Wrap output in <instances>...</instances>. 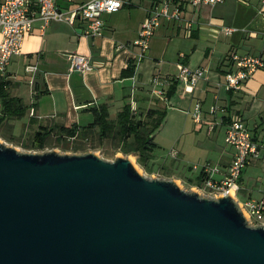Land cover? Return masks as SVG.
Here are the masks:
<instances>
[{
  "label": "crops",
  "instance_id": "0c3cea01",
  "mask_svg": "<svg viewBox=\"0 0 264 264\" xmlns=\"http://www.w3.org/2000/svg\"><path fill=\"white\" fill-rule=\"evenodd\" d=\"M85 1L56 0V6L67 10ZM121 1L118 10L102 13L104 24L98 35H85L84 22L50 21L45 27L39 19L33 22L21 53L12 56L0 75V137L6 140L18 130L35 131L39 125L86 124L92 120L89 108L101 104L107 105L111 117L125 104L142 113L156 108L165 113L157 129L170 120L178 130L177 147L168 156L172 161L164 160L174 168L180 157L198 161L188 166L189 170L197 166L194 175L179 166L181 170L175 171L194 178L208 165L213 167L211 178L220 181L233 157L225 131L238 116L257 143L258 156L242 169L236 196L240 201L260 198L264 193V67L256 69L239 89H227L225 75L235 68L229 59L232 53L264 57V0H222L197 6L190 0H173L169 9L179 5L181 19L162 18L141 58L134 41L153 3ZM74 53L86 55L90 68L70 71ZM178 63L203 68L202 78L194 86L178 79ZM154 77L158 81L152 83ZM154 88L162 89L166 97H158ZM17 98L24 106L20 116L14 112ZM196 103L201 105L199 122L190 114ZM191 148L198 157L189 158ZM153 154L152 160L163 161ZM249 177L255 178V189L245 187Z\"/></svg>",
  "mask_w": 264,
  "mask_h": 264
},
{
  "label": "water",
  "instance_id": "95a60500",
  "mask_svg": "<svg viewBox=\"0 0 264 264\" xmlns=\"http://www.w3.org/2000/svg\"><path fill=\"white\" fill-rule=\"evenodd\" d=\"M0 264H264L238 199L147 177L128 155L0 138Z\"/></svg>",
  "mask_w": 264,
  "mask_h": 264
},
{
  "label": "built area",
  "instance_id": "2783aa9c",
  "mask_svg": "<svg viewBox=\"0 0 264 264\" xmlns=\"http://www.w3.org/2000/svg\"><path fill=\"white\" fill-rule=\"evenodd\" d=\"M220 1L222 0H190L189 2L197 6ZM170 4H173V0H159L147 9V15L142 21L138 37L134 41V44L140 48L139 58L143 57L148 50L150 37L160 25L162 18L181 19L180 6L174 5L170 11ZM121 6V0H86L74 8L62 10L56 6V0H0V75L5 71L12 56L21 53L24 38L36 19L42 21L43 27L50 21L65 22L69 25L84 22L83 33L85 35H98L104 24L101 18L102 13L114 12ZM230 30V28H225L227 32ZM229 59L235 68L225 75L227 89H239L256 69L264 67V57L262 56L232 53L229 55ZM29 68L34 69L33 66H29ZM89 68L90 61L86 55L78 53L70 55V71H84ZM178 69V79L191 86H194L204 74L203 68L191 69L183 63H178ZM157 81L158 79L154 77L152 83ZM152 91L160 98L166 97L165 92L160 88H154ZM190 114L195 122L200 121V103L195 104ZM2 115L0 106V119ZM224 140L233 148V157L226 176L220 181H214L210 176L213 167L204 165L202 170L205 173V180L202 186L196 188L199 191H208L211 196L229 192L237 198V180L250 158L258 156V146L246 122L238 116L229 121ZM172 155L175 153L172 152ZM238 202L250 224L264 225V193L258 199L246 201L238 199Z\"/></svg>",
  "mask_w": 264,
  "mask_h": 264
},
{
  "label": "trees",
  "instance_id": "16d2710c",
  "mask_svg": "<svg viewBox=\"0 0 264 264\" xmlns=\"http://www.w3.org/2000/svg\"><path fill=\"white\" fill-rule=\"evenodd\" d=\"M151 1L156 3L158 0ZM132 70L133 65H130L128 71ZM172 90L173 88L170 89V93ZM14 102L17 105L15 115L20 116L24 106L18 98L14 99ZM89 110L92 113V120L86 124L39 125L24 146L27 149H44L51 144L50 140L53 138L55 144L61 146L63 150L87 152L95 150L107 141L113 147L112 154L121 152L125 155H134L141 167L151 170L152 163L149 164V161L153 159V151L157 146L153 140L154 133L164 118V111L148 108L143 113L136 112L131 110L129 104H125L114 117H111L107 105L104 104L90 107ZM15 138L11 136L7 140L12 141ZM187 180L190 186L199 187L205 180V173L201 170L194 178Z\"/></svg>",
  "mask_w": 264,
  "mask_h": 264
},
{
  "label": "rangeland",
  "instance_id": "374dc122",
  "mask_svg": "<svg viewBox=\"0 0 264 264\" xmlns=\"http://www.w3.org/2000/svg\"><path fill=\"white\" fill-rule=\"evenodd\" d=\"M18 126V125H17ZM34 129H23V130H18L17 134L15 135V139L12 141H9L5 139H3L4 141H6L8 144H11L13 146H15L17 149L19 150H31V151H39L42 152L44 150H56L57 152H61V153H71L72 151L70 150H63L61 149V146H58L55 144V140L52 138L50 140L51 144L48 145L46 148L44 149H40V150H34V149H27L24 146V143H28V139L31 137V135L33 134ZM178 132V130H175V124L172 123L170 120L168 122H165L163 126H161L159 129H156L155 133H154V138L153 140L155 141V143L157 144L156 148L154 149L155 154L157 155L158 158H162L163 161H155V160H150L149 164H151V170L148 171L147 169L141 167L137 162H136V157L134 155L129 154V158L131 159V161L134 163V165L136 166V168L143 173L144 175H146L147 177H156V178H170V179H175L183 188L185 189H196V186H190V184L188 183L187 177L185 176L183 173L175 171L177 170H181L179 167H181L186 173H189L190 175H194L195 172L197 170H194V168L191 170H189L188 166L192 165V163H196L198 161H189L191 159H188V161L184 159H182L181 157L179 158V160H175V168L173 166V164L169 161H172V159H168L169 157V151L172 147H177V145H175L174 143V138L176 136V133ZM2 138V137H1ZM112 149L113 147L111 146V144L109 142H104L102 146L97 147L95 150H91L96 152L98 155L102 156L105 159L108 160H113L115 155H125L121 152H117L115 154H112ZM193 148L189 149L188 151V155L189 158H196L198 157L199 153L196 152H192ZM164 159H168L169 161H166ZM171 163V165H170ZM253 165V164H251ZM179 166V167H178ZM253 168V166H250L247 169V173H250V170ZM249 180V181H248ZM247 180V183L245 184V187L247 189H255L256 188V180L254 177H249ZM199 191V190H198ZM201 193L204 192V194H208L209 192L204 190V191H200Z\"/></svg>",
  "mask_w": 264,
  "mask_h": 264
}]
</instances>
